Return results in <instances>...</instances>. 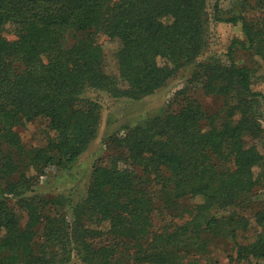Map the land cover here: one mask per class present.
<instances>
[{
	"label": "trees",
	"instance_id": "1",
	"mask_svg": "<svg viewBox=\"0 0 264 264\" xmlns=\"http://www.w3.org/2000/svg\"><path fill=\"white\" fill-rule=\"evenodd\" d=\"M258 2L253 22L225 16L220 0L212 12L210 0H0V264H186L191 238L202 247L208 231L247 228L235 206L264 187V154L247 140L262 136L264 93L235 48L264 61ZM211 21L242 23L246 40L232 41L228 61L201 59ZM99 34L116 44L118 75L106 71ZM192 65L191 82L225 97V118L185 87L164 117L109 134L113 164L97 162L87 185L36 192L49 167L71 171L91 148L103 108L93 93L141 100ZM39 118L47 140L27 145L17 128ZM255 218L260 230L239 260H264V207Z\"/></svg>",
	"mask_w": 264,
	"mask_h": 264
},
{
	"label": "rangeland",
	"instance_id": "2",
	"mask_svg": "<svg viewBox=\"0 0 264 264\" xmlns=\"http://www.w3.org/2000/svg\"><path fill=\"white\" fill-rule=\"evenodd\" d=\"M215 2L216 0H210L211 12ZM258 3V0H220L225 16L242 13L253 22L263 14V8L259 7ZM8 35L12 36L11 34ZM97 39L103 43L107 50L106 71L118 75V64L115 56L116 44L109 43L104 34L97 35ZM235 39L246 40L241 22L233 24L211 21L208 30L209 45L201 59L215 56L228 61V47ZM235 57L239 64H246L251 67L253 89L264 93V61L262 58L254 51L244 49L241 45L236 46ZM194 69L195 66L192 65L181 70L166 86L137 101L125 98L116 99L102 91L93 93L94 99L99 100L103 108L101 111V125L91 148L80 158L78 165L71 171H62L56 166L49 167L41 177L39 184L35 186L36 192L53 196L60 192L70 191L78 183V180H82L87 185L91 169L97 162L113 164L115 148L108 135L127 122L134 125L145 118L164 117L170 107L177 108L181 105L182 95L178 92L185 87H191L188 94L197 98L209 114L220 112L222 118H225L227 116L226 109H224L225 97L207 94L197 83L191 82L190 79L194 74ZM260 120L263 128L262 136L256 138L247 136V140L252 144H256L264 154V103ZM47 122L46 119L39 118L32 122L20 124L17 129L27 145H41L46 142L49 133ZM185 201L191 204L192 207L199 202V199L189 198ZM262 207H264V187H259L250 200L235 206V210L247 218V228L242 229L240 227L235 235L228 231L227 226H225L226 228L222 226L220 230L222 233L218 235L208 231L203 234L207 243L202 247L199 244L196 246L195 239L191 238L190 245L192 249L185 259L186 264H253V261L239 260L237 257L238 249L243 244H247L250 240L256 238L260 229L256 224L255 215ZM224 213L229 214L230 211ZM189 215L190 213L174 219L172 217L164 219L162 216H158L156 225L158 227L165 223H170V225L184 223ZM22 219L25 220L24 217Z\"/></svg>",
	"mask_w": 264,
	"mask_h": 264
},
{
	"label": "built area",
	"instance_id": "3",
	"mask_svg": "<svg viewBox=\"0 0 264 264\" xmlns=\"http://www.w3.org/2000/svg\"><path fill=\"white\" fill-rule=\"evenodd\" d=\"M253 264H264V260L253 261Z\"/></svg>",
	"mask_w": 264,
	"mask_h": 264
}]
</instances>
